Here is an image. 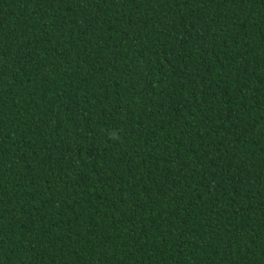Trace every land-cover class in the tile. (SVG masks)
Wrapping results in <instances>:
<instances>
[{"label":"trees","instance_id":"16d2710c","mask_svg":"<svg viewBox=\"0 0 264 264\" xmlns=\"http://www.w3.org/2000/svg\"><path fill=\"white\" fill-rule=\"evenodd\" d=\"M0 264H264V0H0Z\"/></svg>","mask_w":264,"mask_h":264}]
</instances>
